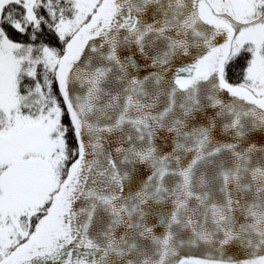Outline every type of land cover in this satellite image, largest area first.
I'll return each instance as SVG.
<instances>
[{
	"label": "snow or ice",
	"instance_id": "6c2138e0",
	"mask_svg": "<svg viewBox=\"0 0 264 264\" xmlns=\"http://www.w3.org/2000/svg\"><path fill=\"white\" fill-rule=\"evenodd\" d=\"M0 264H264V0H0Z\"/></svg>",
	"mask_w": 264,
	"mask_h": 264
},
{
	"label": "trees",
	"instance_id": "16d2710c",
	"mask_svg": "<svg viewBox=\"0 0 264 264\" xmlns=\"http://www.w3.org/2000/svg\"><path fill=\"white\" fill-rule=\"evenodd\" d=\"M242 66H243V60H241L239 63H237V64L233 67V69H232V73H231L233 79H235L236 76L239 74V72H240Z\"/></svg>",
	"mask_w": 264,
	"mask_h": 264
}]
</instances>
